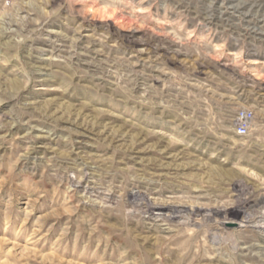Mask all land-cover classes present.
<instances>
[{
	"label": "rangeland",
	"instance_id": "obj_1",
	"mask_svg": "<svg viewBox=\"0 0 264 264\" xmlns=\"http://www.w3.org/2000/svg\"><path fill=\"white\" fill-rule=\"evenodd\" d=\"M246 1L0 0V264H264Z\"/></svg>",
	"mask_w": 264,
	"mask_h": 264
},
{
	"label": "built area",
	"instance_id": "obj_2",
	"mask_svg": "<svg viewBox=\"0 0 264 264\" xmlns=\"http://www.w3.org/2000/svg\"><path fill=\"white\" fill-rule=\"evenodd\" d=\"M252 118L253 113L251 111L245 110L241 112L239 116V123L237 125L238 134H247Z\"/></svg>",
	"mask_w": 264,
	"mask_h": 264
},
{
	"label": "bare ground",
	"instance_id": "obj_3",
	"mask_svg": "<svg viewBox=\"0 0 264 264\" xmlns=\"http://www.w3.org/2000/svg\"><path fill=\"white\" fill-rule=\"evenodd\" d=\"M230 1V0H229ZM233 2V1H232ZM228 3V2H227ZM231 5H233V4H231ZM230 6V5H229ZM251 7L252 9H261V10H264L263 8H264V4H263V2H262V0H248V1H246L244 4H243V6L242 7H240L239 9H240V11H241V9H244V8H246V7ZM231 7V6H230ZM237 7V6H236ZM252 9H251V11H252ZM248 10H249V8H248ZM250 11V10H249ZM255 12V11H254ZM259 13V12H258ZM258 13H256V14H258ZM263 13V12H262ZM261 17H262V15H261ZM245 202V201H244ZM199 209V208H198ZM190 235V234H189ZM206 244V243H205ZM244 245H245V242L243 243ZM250 247H247V246H244V247H242L241 249L242 250H244V251H251L252 250V245H249ZM256 246V245H255ZM259 249H260V246L258 247ZM245 253V252H244Z\"/></svg>",
	"mask_w": 264,
	"mask_h": 264
}]
</instances>
